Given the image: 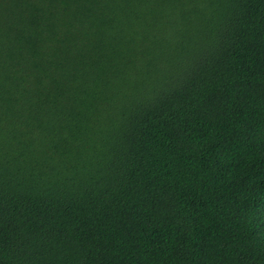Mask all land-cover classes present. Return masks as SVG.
Returning a JSON list of instances; mask_svg holds the SVG:
<instances>
[{
  "label": "trees",
  "instance_id": "obj_1",
  "mask_svg": "<svg viewBox=\"0 0 264 264\" xmlns=\"http://www.w3.org/2000/svg\"><path fill=\"white\" fill-rule=\"evenodd\" d=\"M0 264H264V0H0Z\"/></svg>",
  "mask_w": 264,
  "mask_h": 264
}]
</instances>
